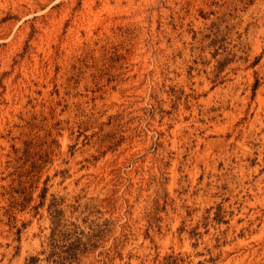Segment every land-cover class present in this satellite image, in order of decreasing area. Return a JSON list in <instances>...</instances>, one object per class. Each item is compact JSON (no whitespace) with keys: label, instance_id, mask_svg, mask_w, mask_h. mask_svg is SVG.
<instances>
[{"label":"rangeland","instance_id":"obj_1","mask_svg":"<svg viewBox=\"0 0 264 264\" xmlns=\"http://www.w3.org/2000/svg\"><path fill=\"white\" fill-rule=\"evenodd\" d=\"M0 264H264V0H0Z\"/></svg>","mask_w":264,"mask_h":264}]
</instances>
